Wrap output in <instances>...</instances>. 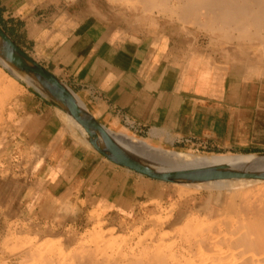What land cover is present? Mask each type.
Here are the masks:
<instances>
[{"label": "bare ground", "instance_id": "6f19581e", "mask_svg": "<svg viewBox=\"0 0 264 264\" xmlns=\"http://www.w3.org/2000/svg\"><path fill=\"white\" fill-rule=\"evenodd\" d=\"M64 1L66 8L52 16L57 26L48 33L52 38L45 40L51 46L61 38V46L53 49L80 68L104 55L118 65L122 52L130 54L135 67L147 70L171 62L180 68L185 63L207 66L223 81L229 78L230 90L243 86L239 80L264 74V0ZM0 28L11 46L0 42V255L5 256L0 264H264V152H195L168 146L154 135L138 136L101 117L98 108ZM25 88L51 105L71 139L110 166L153 181L154 187L119 189L100 199H87L90 191L82 189L60 190L56 174L39 169L41 151L23 152L14 141L22 136L18 106ZM30 151L33 178L51 184L42 196L55 192L57 197L38 199L32 217L15 222L19 210L6 201L5 191L9 181L18 180L12 170L27 163ZM3 152L16 156L15 163L10 155L4 160ZM200 192L205 195L196 197ZM7 216L13 221L6 223Z\"/></svg>", "mask_w": 264, "mask_h": 264}, {"label": "crops", "instance_id": "0c3cea01", "mask_svg": "<svg viewBox=\"0 0 264 264\" xmlns=\"http://www.w3.org/2000/svg\"><path fill=\"white\" fill-rule=\"evenodd\" d=\"M66 3L64 0H0V26L35 61L71 86L91 106L98 108L101 117L125 126L141 137H147L150 132L155 133L154 139H164L168 146L175 148L213 154L264 152V83L260 81L264 74L239 80V83L244 82L243 86L230 90L229 78L226 77L223 81L221 75L214 72L211 74L212 71L207 66L197 64L195 68H191L190 63H185L180 68V65H173L171 62L169 66L159 64L161 68L147 70L145 67H135L133 59L129 58L130 54L122 52L124 61L127 59L125 63L120 58L117 65L113 58L104 55L102 58L95 56L96 60L87 69L80 68L70 62L68 56L65 58L53 49V45L61 46V38L55 40L58 42H52L51 46L45 40L50 38L48 33L57 27L53 26L52 16L61 13L66 8ZM69 51L70 49L67 50L69 59L74 61L73 50ZM95 69L100 75L94 73ZM22 97L18 106L22 136L14 137V141L23 152L27 148L41 151L37 158L42 160L39 169L52 170L56 174L54 182L60 190L68 193V190L74 192L82 189L90 191L87 199H100L110 192L112 195L117 194L119 189L127 191L129 188L137 190L140 187V191H143L141 187H154L153 181L142 182L140 176L129 174L115 165L110 166L101 156L71 139L58 122L51 105L36 93L25 88ZM32 151L25 157L27 163L14 167L18 180L12 181L15 185L9 181V187L5 191L6 201L19 210L18 216L12 217L15 220L32 217L31 211L38 208V199L45 196L57 197L55 192L42 196L44 191L49 192L51 184L46 178H33L35 168L31 165ZM18 158L20 161L21 155ZM102 172L107 175L104 180L101 178ZM114 172L119 175L112 176ZM26 191L30 193L25 195ZM23 194L27 197L22 198ZM199 194L196 197L205 195L204 192Z\"/></svg>", "mask_w": 264, "mask_h": 264}, {"label": "rangeland", "instance_id": "374dc122", "mask_svg": "<svg viewBox=\"0 0 264 264\" xmlns=\"http://www.w3.org/2000/svg\"><path fill=\"white\" fill-rule=\"evenodd\" d=\"M14 41V40H13ZM15 42V41H14ZM18 45V44H17ZM19 46V45H18ZM20 47V46H19ZM21 48V47H20ZM22 49V48H21ZM23 50V49H22ZM24 51V50H23ZM24 52H26V51H24ZM27 53V52H26ZM28 55H29V53H27ZM30 56V55H29ZM37 62V61H36ZM39 63V62H38ZM43 67V66H42ZM44 68V67H43ZM153 135H155V133H152V132H150V134H148V136H150V137H153ZM9 139H8V144H13V142H12V140L11 141H9L10 140V137L9 136H7ZM9 142H12V143H9ZM14 145V144H13ZM210 151V150H209ZM196 152V151H195ZM3 154L5 155H3V159L5 160V159H8L9 158V155L10 154H8V152L6 153V152H3ZM12 154H16V152H15V149H13L12 148ZM7 155V156H6ZM11 156V159L13 160H11V162L13 163H15V159L14 158H16V156H13V155H10ZM7 164H5V168H7ZM13 166V165H12ZM9 169H11V167L10 168H7V172L9 173L10 171H9ZM12 172H15L16 173V171L15 170H12ZM3 175H5V173H3ZM8 217V218H7ZM6 218H7V222L6 223H9L10 222V220L11 221H15L16 222V220L13 218V220H12V218L11 219H9V216H7ZM14 226H16V225H14ZM63 229H68V227H64ZM1 254V253H0ZM1 257H5L4 255L2 256V255H0Z\"/></svg>", "mask_w": 264, "mask_h": 264}, {"label": "water", "instance_id": "95a60500", "mask_svg": "<svg viewBox=\"0 0 264 264\" xmlns=\"http://www.w3.org/2000/svg\"><path fill=\"white\" fill-rule=\"evenodd\" d=\"M3 30L0 28V42L2 43V44H4L6 47H11L9 44H8V42L6 41V38L4 37V35H3ZM15 49V48H14ZM41 68V67H40ZM42 69V68H41ZM46 81H47V83H49V80L48 79H46Z\"/></svg>", "mask_w": 264, "mask_h": 264}]
</instances>
